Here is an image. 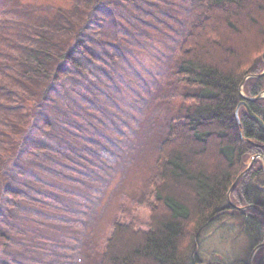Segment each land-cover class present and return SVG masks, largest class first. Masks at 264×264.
Here are the masks:
<instances>
[{"label": "rangeland", "instance_id": "374dc122", "mask_svg": "<svg viewBox=\"0 0 264 264\" xmlns=\"http://www.w3.org/2000/svg\"><path fill=\"white\" fill-rule=\"evenodd\" d=\"M163 1L0 0V208L12 206L0 210L9 239L0 261L100 264L114 224L149 229L160 145L196 92L176 74L177 47L205 3ZM81 39L93 60L79 51L75 58L92 81L60 59ZM59 67L61 79L42 105L46 76ZM27 121L37 138L26 135ZM42 121L51 133L42 132ZM26 141L44 153L19 158ZM5 157L16 161L10 172ZM6 188L21 200L6 199ZM244 232L237 216L203 230V264H249L253 246ZM254 259L262 264L261 255Z\"/></svg>", "mask_w": 264, "mask_h": 264}, {"label": "trees", "instance_id": "16d2710c", "mask_svg": "<svg viewBox=\"0 0 264 264\" xmlns=\"http://www.w3.org/2000/svg\"><path fill=\"white\" fill-rule=\"evenodd\" d=\"M89 24L86 23L87 27ZM78 51L93 60L82 39L62 53L60 59L92 81L87 69L75 58ZM259 51L262 54L255 56ZM177 53L180 64L176 74L185 87L196 92L185 97L191 107L171 120L168 135L160 145L158 184L154 187L149 229L141 232L131 225L114 224L100 264H203L196 250L200 234L227 216L243 218L244 233L250 237L253 248L264 242V216L253 208L238 211L227 202L229 192L236 207L258 206L264 210L261 160H256L230 191L253 156L264 161V130L243 105L264 125V98H256L262 92V78L255 77L264 70V0H205L203 18L195 22L178 44ZM61 71L59 67L46 76L50 84L44 89L42 105L48 103L53 84L61 79ZM35 110L36 107H31L29 115L34 116ZM58 116L67 119L64 114ZM30 124L27 121L25 125L26 135L37 138L28 135ZM40 128L43 133L52 132L49 121H42ZM37 144L29 145L26 141L23 148L27 151L18 150L19 158L22 154L27 156L26 153L33 158L43 154L44 149ZM2 160V168L10 172L16 161L11 157ZM4 191L6 199L21 200L11 189ZM3 204L0 210L3 206L5 215L12 206ZM8 246V236L0 232V257ZM263 252L264 249L257 253L254 262ZM0 264L8 263L0 261Z\"/></svg>", "mask_w": 264, "mask_h": 264}, {"label": "water", "instance_id": "95a60500", "mask_svg": "<svg viewBox=\"0 0 264 264\" xmlns=\"http://www.w3.org/2000/svg\"><path fill=\"white\" fill-rule=\"evenodd\" d=\"M263 59H264V54H263ZM263 75H264V71H263V73H261V74L258 75V76H255V77L259 78V77H261V76H263ZM249 77H252V76H249ZM249 77H247L246 79H248ZM246 79H244V81L242 82V84H241V86H240V89L242 88V86H243V84H244V82H245ZM262 97H264V92H262V93H261L258 97H256V98H257V99H260V98H262ZM241 105H242V104H240V105L238 106V108H239ZM243 105L245 106V108H246L248 114H249V115H250V116H251V117H252L257 123H259L260 126H261V127L263 128V130H264L263 122H262L257 116H255V115L250 111V109L248 108V106H247L246 104H243ZM257 158H258L257 156L252 157V159L250 160V162H249L247 168L244 170V172H242V173L236 178V180H235V182L233 183V185H232L230 191H231L232 188H233V187L239 182V180H240L242 177H244V176L250 171V169H251V167H252L254 161H255ZM227 201H228V203H229L232 207L235 208V206H233V205L231 204V202H230L229 192H228V195H227ZM248 208H250V207L237 208V210H239V211H243V210H246V209H248ZM252 208H254L255 210H257L258 212H260V213L264 216V212H263L259 207H257V206H252ZM259 247H264V244L259 245L257 248L254 249L253 253H252L251 256H250V259H249V260H250V263H249V264H251V259H252V257H253V254L255 253V251H256Z\"/></svg>", "mask_w": 264, "mask_h": 264}, {"label": "flooded vegetation", "instance_id": "af4514ba", "mask_svg": "<svg viewBox=\"0 0 264 264\" xmlns=\"http://www.w3.org/2000/svg\"><path fill=\"white\" fill-rule=\"evenodd\" d=\"M261 209V208H260ZM262 210V209H261ZM263 212H264V210H262ZM262 244V243H261ZM260 245V244H259ZM259 245H256L255 246V248L256 247H258ZM255 248H253L252 250H251V252H250V255H249V257L251 256V254L253 253V251H254V249ZM264 249V247H259L258 249H257V253L259 252H261V250H263ZM252 260V259H251ZM261 261H262V264H264V252L263 253H261Z\"/></svg>", "mask_w": 264, "mask_h": 264}, {"label": "bare ground", "instance_id": "6f19581e", "mask_svg": "<svg viewBox=\"0 0 264 264\" xmlns=\"http://www.w3.org/2000/svg\"><path fill=\"white\" fill-rule=\"evenodd\" d=\"M196 250H198V252L201 250H203V248L201 247V245L198 243L197 244V246H196ZM199 254H200V252H199Z\"/></svg>", "mask_w": 264, "mask_h": 264}]
</instances>
